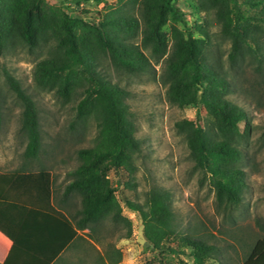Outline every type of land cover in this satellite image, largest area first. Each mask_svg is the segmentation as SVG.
<instances>
[{"label": "rangeland", "instance_id": "obj_1", "mask_svg": "<svg viewBox=\"0 0 264 264\" xmlns=\"http://www.w3.org/2000/svg\"><path fill=\"white\" fill-rule=\"evenodd\" d=\"M62 1L0 0V5L6 6H0V102L3 115L0 163L15 166L26 159L28 138L22 130L25 107L10 85L8 76H12L33 99L39 116L42 149L36 159H28V164L32 169L44 167L51 170L59 192H63L73 180L70 172L82 162L79 151L103 145L109 127L98 100L87 112L78 111V103L90 85L85 77L76 74L62 88L64 71L52 77L43 72L49 62L64 58L63 50L58 47V39L64 36L59 23ZM222 1L225 4L227 0ZM176 4L193 30H201L200 26L208 29L211 40L207 48L208 59L217 72L229 78V97L247 114V120L238 124L240 162L234 158L219 161L220 166H239L245 170L241 201L233 204L217 200L211 173L199 167L196 154L190 148L189 128L177 125L185 119L193 120L205 130L213 128L214 137L223 136L221 130L214 129L217 116L206 104L198 107L184 104L189 100L191 90L183 88L175 95V100L171 98L167 60L174 48L175 36L186 38L183 24L167 14L160 31L168 47L165 53H154L152 42L144 44L140 0H107L101 4L83 2L75 16L95 25L105 19L111 20L107 28L112 39L116 43L122 40L125 44L140 47L149 64L144 69L124 67L98 44L91 29L79 32L83 47L96 62L98 74L122 90L125 114L138 141L130 162L118 171L110 168L109 160H100L95 165V169L102 173L101 183L114 189L124 219L116 223L110 217L105 218L97 233H92L89 228L85 229L86 233L82 232L86 235L91 232L97 241L111 244L113 248L121 245L122 238L125 239L122 248L129 264H193L189 254L174 256L169 252L151 250L146 242L140 212L130 211L124 205L123 199L129 198L145 209L150 191L162 189L169 193L179 231L178 236L170 237L164 243L184 246L189 253L192 248L182 244L183 237L206 239L216 245L213 257L216 260L223 264H244L255 243L264 240V23L255 21L246 26L263 41L260 65L245 45L243 56L232 62L229 59L231 40L222 34L215 15L193 10L186 0H177ZM249 9L260 12L264 3ZM132 16L138 17L139 24L130 21ZM27 19L37 31V40L32 47L19 33ZM197 36L201 35L197 33ZM204 93L212 95L210 90ZM70 198L65 209L72 217L82 207V202L79 194L74 193Z\"/></svg>", "mask_w": 264, "mask_h": 264}, {"label": "trees", "instance_id": "obj_2", "mask_svg": "<svg viewBox=\"0 0 264 264\" xmlns=\"http://www.w3.org/2000/svg\"><path fill=\"white\" fill-rule=\"evenodd\" d=\"M90 1L101 4L107 0L62 1L63 10L59 23L64 36L58 39V47L63 50L64 58L49 62L46 67H43V72L51 77L56 76L61 71L65 72L61 77L62 88H65L76 74L85 77L90 85L86 88V95L78 103V111L80 113L87 112L95 105V100H98V105L106 114L105 121L109 122L108 137L103 145L79 151L82 162L70 172L73 180L66 185L60 197L61 204L66 205L71 201L72 194H79L82 207L75 212L74 216H67L52 205V197L56 187L52 171L40 167L34 172H28V183H36L37 187L46 193L49 210L62 221L64 232L66 230L68 233L69 230V235L66 237L63 246L57 250L58 253H60V249H66L79 236V231L89 228L92 233H97L103 219L110 217L116 223L124 219L121 215L120 202L114 196V189L109 184L103 185L101 183L102 173L95 169V165L100 160H109L110 168L118 171L130 162L131 153L138 148V141L134 136L132 125H130L125 114L126 105L123 102L122 90L98 74L95 69L96 62L83 47L82 36L79 32L85 31L87 28L91 29L98 44L124 67L144 69L149 64L140 47L132 43L125 44L122 40H118L116 43L112 39L107 28L111 20L105 19L95 25L90 24L83 17L74 15L83 2ZM176 1L140 0L141 16L144 21V44L147 45L148 42H152L154 53L166 52L168 45L162 38L160 30L167 14H170L185 27L186 38L182 39L175 36L174 48L167 60L171 98L175 100V95H178L183 88L191 90L190 98L184 104H191L196 107L200 104H206L217 116L214 129L221 130L223 136L214 137L213 128L211 130L209 127L205 130L193 120L185 119L177 122V125L178 127L186 126L189 128L190 148L196 154L199 167L211 173V182L215 187L217 200L220 203H238L242 198V187L245 186V170L239 166H220L219 161H228L234 158L236 162H240L242 153L238 148V136H241L238 124L247 120V114L239 104L230 99L231 84L229 78L220 71L217 72L208 59L207 48L210 46L208 42H211L208 29L200 26L201 30H193L184 19V14ZM186 1L193 10L208 11L215 15L217 22L221 25L222 34L231 40L229 59L232 62L243 56L245 45L260 65L259 54L263 49V41L259 35L249 31L250 29H247L246 26L255 21L264 23V9L260 12L249 9V7L262 5L264 0H227L225 4L222 0ZM68 2L70 3L68 4ZM8 15L9 13L6 14V17ZM130 19L136 25L139 24L138 17L132 16ZM33 27L32 21L27 19L26 23L19 28L21 38L29 47L34 46L37 40V31L35 32ZM196 32L201 36H197ZM8 78L12 89L25 107L22 121V130L28 138L25 158L27 160L36 159L42 149V135L37 108L33 99L20 86L19 82L12 76H8ZM206 90H210L212 95L207 96L204 93ZM201 91L203 92L199 99ZM2 122L3 115L0 102V129ZM2 176L11 175L0 173L1 178H3ZM126 184L131 185L130 182ZM123 202L130 211L140 212L146 242L151 250L161 253L169 252L174 256L189 254L193 258V264H223L220 260L213 258L216 245L206 239L191 236L183 237L182 244L192 248L189 253L186 252L184 246L164 243L170 240V237L179 235L178 226L175 223V213L167 191L156 188L151 190L145 209L138 202L129 198H124ZM0 231L14 242L16 241L13 232L1 221ZM91 232H89V236L95 238ZM58 253L53 257H57ZM113 254H115L114 250ZM244 264H264L263 239L255 243Z\"/></svg>", "mask_w": 264, "mask_h": 264}, {"label": "crops", "instance_id": "obj_3", "mask_svg": "<svg viewBox=\"0 0 264 264\" xmlns=\"http://www.w3.org/2000/svg\"><path fill=\"white\" fill-rule=\"evenodd\" d=\"M31 171L36 170L27 159L15 166L0 163V173L11 175L0 177V221L16 238L14 242L0 231V264H129L122 248L125 239L113 248L86 235L87 229L58 253L69 230L64 232L62 221L49 210L46 193L36 183H28ZM62 193L55 187L52 205L71 217L61 204Z\"/></svg>", "mask_w": 264, "mask_h": 264}]
</instances>
